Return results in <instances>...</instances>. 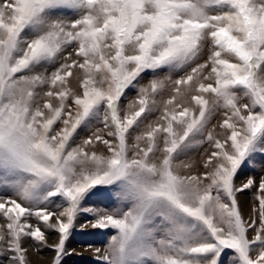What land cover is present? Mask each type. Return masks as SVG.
<instances>
[{"label": "snow or ice", "instance_id": "snow-or-ice-1", "mask_svg": "<svg viewBox=\"0 0 264 264\" xmlns=\"http://www.w3.org/2000/svg\"><path fill=\"white\" fill-rule=\"evenodd\" d=\"M258 157L264 0H0V264L89 226L103 264H264Z\"/></svg>", "mask_w": 264, "mask_h": 264}, {"label": "rangeland", "instance_id": "rangeland-1", "mask_svg": "<svg viewBox=\"0 0 264 264\" xmlns=\"http://www.w3.org/2000/svg\"><path fill=\"white\" fill-rule=\"evenodd\" d=\"M143 83H147V80L143 81ZM135 96V91L129 93L128 99L123 101V105L125 108L132 99H135ZM164 98L166 99L167 97L165 96ZM155 119L156 116H153L149 122L154 121ZM90 134L91 133L88 130L81 131L77 143H79L80 140L86 138ZM200 155H202V152L193 151L189 157H185L182 159L189 160L198 164ZM260 159L261 158L258 157L257 162L252 168L244 169V175L240 176V178L237 180L238 186L242 185V183L246 181L248 176H254L258 180L259 176L261 174H264V167H262L259 163ZM254 193L255 189H246L243 192L237 194L238 202L246 219L252 214ZM244 197H246L245 200ZM117 205L118 198L115 197L113 198V200H109L107 198H103V200H101L100 198L94 197L89 202V206H107L109 210ZM90 219H92L90 216L82 214L77 219V225L79 226L80 224H85ZM0 223H3L2 219H0ZM112 235H115L114 229H93L90 226L85 228L83 231H74L73 235L66 243V249L69 254L64 256L62 264H103V262L97 258L95 249L99 248L101 252L105 251L108 247V243ZM47 239L49 245H53L58 242V236L55 234L48 235ZM25 246L29 248L30 264H53V260L55 257V251L53 248L43 247L41 250L37 251L36 247L31 241H29ZM46 254L50 255H47V260L43 261L45 260L44 256Z\"/></svg>", "mask_w": 264, "mask_h": 264}, {"label": "bare ground", "instance_id": "bare-ground-1", "mask_svg": "<svg viewBox=\"0 0 264 264\" xmlns=\"http://www.w3.org/2000/svg\"><path fill=\"white\" fill-rule=\"evenodd\" d=\"M245 198L246 197H244V200H245ZM47 255H50V254H46L45 256L43 255L45 257V260H43V261H46L47 260ZM41 259H42V256H41Z\"/></svg>", "mask_w": 264, "mask_h": 264}]
</instances>
